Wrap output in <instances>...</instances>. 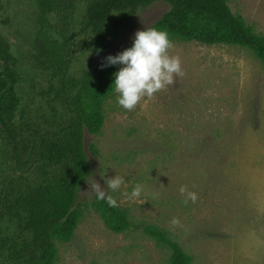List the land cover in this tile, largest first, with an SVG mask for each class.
<instances>
[{"label": "rangeland", "instance_id": "1", "mask_svg": "<svg viewBox=\"0 0 264 264\" xmlns=\"http://www.w3.org/2000/svg\"><path fill=\"white\" fill-rule=\"evenodd\" d=\"M82 4L76 1L77 9ZM2 5L0 33L23 56L27 73L26 56L39 28L33 1ZM227 5L264 36V0ZM168 10L158 1L127 19L114 15L112 23L122 20L115 38L91 66L130 47L135 31ZM172 43L169 54L179 57L184 75L132 111L116 105L113 93L103 102L99 133L84 131L90 172L77 197L82 216L72 239L56 243L55 264L167 263L169 250L141 231L117 234L104 226L92 207L93 181L133 224L156 226L178 242L191 264H264V64L239 46ZM113 175L127 181L116 192L104 184ZM136 185L141 195L129 198ZM181 186L197 194L194 203L184 202Z\"/></svg>", "mask_w": 264, "mask_h": 264}, {"label": "trees", "instance_id": "2", "mask_svg": "<svg viewBox=\"0 0 264 264\" xmlns=\"http://www.w3.org/2000/svg\"><path fill=\"white\" fill-rule=\"evenodd\" d=\"M32 1L39 28L26 56L31 73L0 33V76L10 84L0 96V264H55L56 243L72 239L82 216L77 197L90 172L84 131L101 130L103 102L114 93L110 85L118 66L91 63L123 19L161 1L169 10L150 27L165 30L171 41L239 46L264 64V36L234 15L227 0H79V9L78 0ZM117 14L122 20L112 23ZM6 86L0 79V92ZM92 207L111 232L141 231L166 247V264L192 263L158 227L133 224L104 200L94 198Z\"/></svg>", "mask_w": 264, "mask_h": 264}, {"label": "clouds", "instance_id": "3", "mask_svg": "<svg viewBox=\"0 0 264 264\" xmlns=\"http://www.w3.org/2000/svg\"><path fill=\"white\" fill-rule=\"evenodd\" d=\"M172 47L173 43L165 30L149 27L134 32L130 47L104 58L101 68L120 66L112 73L113 79L110 85L113 87L116 105L132 111L143 98H151L155 93L173 85L175 78L184 75L179 57L169 54ZM103 177L104 174L101 178ZM125 183L127 181L120 175L104 179L106 188L111 192H116ZM104 189L93 181L92 191L95 199L104 200L109 207H117L118 201L106 194ZM141 192L142 187L136 185L126 195L135 198L139 197ZM179 192L186 198L185 203L189 200L194 203L197 199V194L189 191L185 186H181ZM177 223L176 218L171 220V224Z\"/></svg>", "mask_w": 264, "mask_h": 264}, {"label": "water", "instance_id": "4", "mask_svg": "<svg viewBox=\"0 0 264 264\" xmlns=\"http://www.w3.org/2000/svg\"><path fill=\"white\" fill-rule=\"evenodd\" d=\"M3 71H4V64L0 61V73H2ZM0 79L5 80L7 82V86L4 88L2 92H0V96H1L4 92L8 90L10 84H9V81L5 77L0 76Z\"/></svg>", "mask_w": 264, "mask_h": 264}]
</instances>
